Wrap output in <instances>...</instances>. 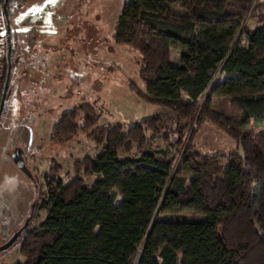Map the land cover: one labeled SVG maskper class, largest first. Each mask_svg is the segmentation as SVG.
Instances as JSON below:
<instances>
[{"label": "trees", "instance_id": "16d2710c", "mask_svg": "<svg viewBox=\"0 0 264 264\" xmlns=\"http://www.w3.org/2000/svg\"><path fill=\"white\" fill-rule=\"evenodd\" d=\"M5 1L0 9L6 3L3 15L11 26L21 0ZM178 1L183 14L171 11ZM246 13L242 0L125 4L112 37L140 55L142 87L132 89L191 130L170 129L152 117L129 123L123 133L119 126H96L88 118L79 126L74 111L62 115L53 138L86 131L101 153L75 163L82 167L81 177L47 185L34 211L47 216L37 230L24 232L23 262L17 264H264V26L249 30L246 46L240 45ZM10 44L0 99L7 54L20 57ZM173 50L180 51L175 64ZM218 73L227 79L210 88ZM213 98L229 100V108L214 110ZM207 123L227 135L235 150L199 152L194 138ZM147 133L151 143L164 133L162 141L175 156L146 151ZM120 150L139 157L119 160ZM185 177L192 181L184 185ZM91 178L89 186L85 181ZM166 214L173 219H158ZM180 215L202 219L181 222Z\"/></svg>", "mask_w": 264, "mask_h": 264}, {"label": "rangeland", "instance_id": "374dc122", "mask_svg": "<svg viewBox=\"0 0 264 264\" xmlns=\"http://www.w3.org/2000/svg\"><path fill=\"white\" fill-rule=\"evenodd\" d=\"M129 1L21 0L13 9L12 17L15 16L17 21L19 19L45 27L48 29L45 31L51 34L50 37L57 40L56 51L53 53L56 64L54 61L52 69L54 72L56 69L59 71L58 76L43 79L41 83L47 86L43 92H35L38 89L35 84L38 79L36 76L40 74L34 66L26 67L22 63L24 54L21 56L18 52L20 57L14 58L17 56L16 52L7 60V67L8 62L11 66L8 85L10 94L0 119V245L8 241L22 226L30 213L31 205L41 204L50 182L57 183L59 179L62 184H66L81 177L82 167L75 168V163L85 158L93 159L101 153V146L96 145L86 131L78 130L63 140L52 137L54 125L65 113L76 112L75 122L79 126L88 118L95 121L96 126H119L123 133L127 131L129 123L152 117H159L170 129L180 125L185 126L187 132L191 130V126L186 127V122H178L171 112L140 100L132 89L131 85L142 87L139 77L140 55L125 46L114 44L112 37L122 9ZM222 1L232 5L238 0ZM242 1L246 2L247 13L244 29L239 31L238 39L240 45L246 46L247 32L264 26V0ZM180 4L178 1L171 11L183 14L184 11L177 7ZM0 18L5 34L7 23L3 14ZM13 25L12 21L9 27ZM10 31L12 41V28ZM16 37L18 38V34ZM7 41L6 33L5 37H0V77L4 71ZM17 42L14 48L18 47ZM179 53V50H173V57ZM26 54L29 59L33 53ZM13 59H18L17 65L13 63ZM219 76V73L215 75L210 88L218 83ZM210 88L206 95H209ZM211 106L214 110L228 109L229 100L213 98ZM150 135L151 133L146 134V151L161 152L167 157L175 156L174 149L167 147L162 141L164 133L153 143L149 140ZM194 144L203 154H228L236 148V144L227 135L209 123L198 129ZM14 149L21 151L36 186L13 164L11 153ZM138 157L136 152L125 153L120 150L118 153L119 160ZM191 181L192 177L183 178L184 185ZM85 182L90 186L94 178ZM179 184L177 179L175 186ZM119 203L118 197L115 204ZM46 216L45 211L36 210L28 229L37 230ZM178 218L181 222L202 219L201 216L191 215H180ZM158 219L171 221L173 216L159 215ZM21 240L20 238L0 254V264L23 262L19 252Z\"/></svg>", "mask_w": 264, "mask_h": 264}, {"label": "crops", "instance_id": "0c3cea01", "mask_svg": "<svg viewBox=\"0 0 264 264\" xmlns=\"http://www.w3.org/2000/svg\"><path fill=\"white\" fill-rule=\"evenodd\" d=\"M12 21L14 22L13 27H11L14 34L12 40L13 48L18 39V47H15L14 49L21 53V56L24 54L22 63L25 64L26 67L34 66L35 70H37V72L40 74L36 76L38 79H40V82L38 81V79L36 80L37 82L35 81V84L38 87L35 92H43L44 87L47 88L45 84L41 83L43 79L58 76L57 72L59 70L56 69V71L54 72L52 69L54 61L56 64V59H54L55 57L53 53H55L56 51L55 47L57 44V40L50 37L51 34H49L48 31H45L48 30L45 27L27 23L25 21H19V19L17 21L15 16L11 18V22ZM40 29H42L43 31H41ZM16 34H18V38L16 37ZM20 39H22V41H19ZM26 52L33 53L29 56V59ZM171 53L172 62L175 64L180 56V53L176 57H173V51ZM46 68H48V71H46ZM51 73L53 75H50ZM219 75L220 76L218 83H221L227 79V76L221 74Z\"/></svg>", "mask_w": 264, "mask_h": 264}, {"label": "water", "instance_id": "95a60500", "mask_svg": "<svg viewBox=\"0 0 264 264\" xmlns=\"http://www.w3.org/2000/svg\"><path fill=\"white\" fill-rule=\"evenodd\" d=\"M7 2V0L5 1ZM3 12L5 14V17H7V12H6V3L3 4ZM6 33H7V39H8V43H9V47H8V51H10V27H9V23L8 21L6 22ZM8 60L10 59V55L9 52L7 54ZM10 73H11V66L10 63L8 62V67H7V72H6V77H5V82H4V86H3V92L1 95V99H0V119H1V115L3 113V109H4V104L6 99H8L10 91H9V81H10ZM11 159L13 164L17 167L18 170H20L24 175H26L27 177H29L30 179H33V176L30 172V170L27 168L26 164H25V160L22 156V153L19 149H14L11 153ZM36 186V184H35ZM34 211H35V203H33L30 207V213L27 216V218L25 219L24 223L22 224V226L12 235V237L6 241L5 243H3L2 245H0V254L5 252L6 250H8L9 248H11L14 244H16V242L21 238L22 234L29 228L33 217H34Z\"/></svg>", "mask_w": 264, "mask_h": 264}, {"label": "built area", "instance_id": "2783aa9c", "mask_svg": "<svg viewBox=\"0 0 264 264\" xmlns=\"http://www.w3.org/2000/svg\"><path fill=\"white\" fill-rule=\"evenodd\" d=\"M2 12L0 11V17H2V14H1ZM0 19H2V18H0ZM2 21V20H1ZM0 26H2V27H0V37L2 36V37H5V35H6V33L4 34V27H3V23H2V25L0 24ZM3 34V35H2ZM3 53H4V51H3Z\"/></svg>", "mask_w": 264, "mask_h": 264}, {"label": "flooded vegetation", "instance_id": "af4514ba", "mask_svg": "<svg viewBox=\"0 0 264 264\" xmlns=\"http://www.w3.org/2000/svg\"><path fill=\"white\" fill-rule=\"evenodd\" d=\"M7 60H8V57H7ZM17 60H18V59H15V62H16ZM11 160H12V159H11ZM31 180L33 181L34 184H36V181L34 180V178L31 179ZM17 230H18V229H17ZM17 230H16V231H17ZM16 231H15V232H16ZM23 234H24V233H23ZM23 234H22V236H23ZM22 236H21V237H22Z\"/></svg>", "mask_w": 264, "mask_h": 264}]
</instances>
